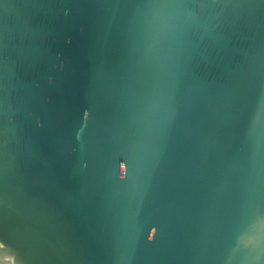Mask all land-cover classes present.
I'll return each instance as SVG.
<instances>
[{"label":"water","instance_id":"1","mask_svg":"<svg viewBox=\"0 0 264 264\" xmlns=\"http://www.w3.org/2000/svg\"><path fill=\"white\" fill-rule=\"evenodd\" d=\"M0 240L264 264V0H0Z\"/></svg>","mask_w":264,"mask_h":264},{"label":"snow or ice","instance_id":"2","mask_svg":"<svg viewBox=\"0 0 264 264\" xmlns=\"http://www.w3.org/2000/svg\"><path fill=\"white\" fill-rule=\"evenodd\" d=\"M6 247L5 243L0 240V252L4 250ZM0 264H16V259L14 255H8L7 258L4 256H0Z\"/></svg>","mask_w":264,"mask_h":264}]
</instances>
